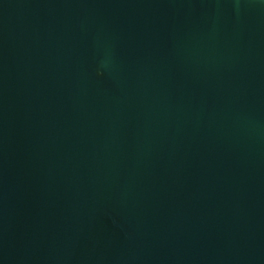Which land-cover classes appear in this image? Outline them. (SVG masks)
I'll list each match as a JSON object with an SVG mask.
<instances>
[{
	"label": "water",
	"instance_id": "obj_1",
	"mask_svg": "<svg viewBox=\"0 0 264 264\" xmlns=\"http://www.w3.org/2000/svg\"><path fill=\"white\" fill-rule=\"evenodd\" d=\"M0 264H264V0H0Z\"/></svg>",
	"mask_w": 264,
	"mask_h": 264
}]
</instances>
